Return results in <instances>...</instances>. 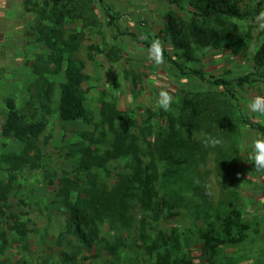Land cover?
Returning <instances> with one entry per match:
<instances>
[{
    "label": "trees",
    "instance_id": "16d2710c",
    "mask_svg": "<svg viewBox=\"0 0 264 264\" xmlns=\"http://www.w3.org/2000/svg\"><path fill=\"white\" fill-rule=\"evenodd\" d=\"M166 1L175 9L164 15L163 25L154 36L140 39L136 33L120 30L117 25L120 15L105 0H96L100 19L94 0H24L25 11L33 13L36 21L34 41L48 53L37 55L28 64L35 79L26 88L28 96L22 107L10 97L3 101L6 112L0 135L18 141L21 149L0 155V163L8 166L5 178L0 180V227L4 220L10 221L12 225L8 228L20 241L30 232L10 212L8 196L23 168L39 169L43 165L45 154L38 140L48 126L49 117L55 113L61 123L79 121L91 125V130L80 132V143L68 146L66 158L74 160L71 170L59 175L45 174L49 185L56 181V195L68 214L66 234L77 242L70 253H62V264L75 260L80 250H86L96 260L106 252L110 256L108 264H119L121 237L119 242L109 243L101 235L100 226L106 224L116 232L130 231L134 205L144 213L135 238L143 254L152 258L153 264H192L189 241L180 230L154 229L150 223L158 225L164 211L187 207L189 192L196 196L203 194L198 184L201 182L198 167L205 164L207 157L212 156L219 169L237 174L241 127L259 128L243 111L234 89L264 81V41L251 56L252 71L234 79L207 76L202 69L187 64L198 62L195 46L245 57L253 40L252 31L248 27L239 32L235 21L259 16L264 0L254 5L248 1L243 6L240 0ZM65 21H78L84 29H97L104 24L116 32L113 39L129 36L146 49L160 53L177 77L198 80L207 89L183 93L180 103H173L167 112L159 108L147 110L142 124L126 111L114 109L112 102L103 96L98 102L99 120L95 121L93 111L84 104L95 78L85 72L83 61L73 59L74 36L65 39ZM153 38L160 42H152ZM166 45L173 50L172 55ZM94 48L98 50L88 47L90 51ZM99 51L114 64L123 56L116 45ZM60 74L64 80L56 85L50 76ZM124 77H132L134 87L139 84L138 77L130 71H125ZM157 116L164 124L156 130L152 121ZM204 132L223 143L205 148ZM122 161L121 169L111 168ZM111 179L113 182L109 184ZM210 210V206L202 210L203 221L196 240L206 261L214 264L220 247H239L246 241L251 224L233 202L215 213ZM64 236L59 235V246L64 244ZM0 239L1 255L7 244L4 231L0 232ZM0 264H6V260H0Z\"/></svg>",
    "mask_w": 264,
    "mask_h": 264
},
{
    "label": "rangeland",
    "instance_id": "374dc122",
    "mask_svg": "<svg viewBox=\"0 0 264 264\" xmlns=\"http://www.w3.org/2000/svg\"><path fill=\"white\" fill-rule=\"evenodd\" d=\"M1 1L0 126L6 112L3 101L10 97L18 107H22L28 96L26 88L35 79L28 64L37 55L48 53L46 48L34 41L36 21L33 13L25 11L24 0H3L4 3ZM94 1L100 19V7ZM240 1L243 6L248 1L254 5L259 0ZM105 3L120 15L117 22L120 30L136 33L140 39H146L148 35L154 36L163 25L164 15L175 9L166 0H105ZM4 12L7 15L3 16ZM235 23L239 32H244L248 27L252 31L253 40L245 57L236 58L213 49H200L195 46L198 62L189 63L187 66L202 69L207 76L228 79L251 72V56L264 41V4L259 16ZM103 25L100 24L97 29H84L78 21L64 22L65 39L74 36L72 41L76 49L72 54L73 59L83 61L85 72L95 78L91 81V89L84 103L86 108L93 111L95 121L99 120L98 102L103 96L112 102L114 109L126 111L132 119L142 124L147 110H158L157 100L161 91H167L174 98L175 104L180 103L185 92L207 89L198 80L177 77L174 68L164 61L160 53L146 49L129 36H117L113 39L116 32ZM152 42L160 41L153 38ZM113 45L118 46L123 55L117 64L110 62L99 51L112 48ZM89 46L98 50L94 48L90 51ZM166 46L172 55L173 50L169 45ZM125 71L138 77L139 84L136 87L132 84V77H124ZM50 78L56 85L64 80L62 74ZM234 94L249 119L259 125L258 129L241 127L237 174L219 169L212 156L207 157L205 164L198 167L201 174V182L198 184L203 194L196 196L189 192L186 194L187 207L164 211L158 225L150 223L154 229L180 230L189 241L188 252L192 264H209L201 254L199 242L196 240L198 227L202 226V210L210 206V212L215 213L228 202H233L243 213L251 224V230L246 241L239 247H220L214 264H264V174L258 173L253 167L255 143L264 135V116L253 113L248 108L257 97H264V81L242 88L236 87ZM152 124L157 130L164 124V120L157 116ZM117 125L120 126L121 122ZM91 129V125L79 121L61 123L55 113L49 117L48 126L38 140V145L45 154L43 165L39 169L23 168L8 196L10 212L18 216L30 232L25 240L20 241L14 231L8 228L12 225L10 221H3L0 232L6 233L7 244L0 260H6V264H62V253H70L72 245L77 243L70 234H66L68 214L56 195V181L54 185H49L45 174L49 172L59 175L63 171L71 170L74 160L66 158L68 146L80 143V132ZM20 149L21 144L18 141L6 140L0 135V155L19 152ZM123 166L122 161L111 165V168L117 171ZM7 167L5 163H0V180L5 178ZM112 182V179L109 180V184ZM132 215L134 221L130 231L116 232L104 224L100 226V233L113 244L119 242L118 238L121 237L119 264H153V259L144 255L142 249L135 244L144 213L134 205ZM149 232L151 233L150 230ZM60 234L65 235L62 246L57 244ZM109 260L110 256L106 252L102 253L101 259L96 260L86 250H80L76 259L67 264H108Z\"/></svg>",
    "mask_w": 264,
    "mask_h": 264
},
{
    "label": "clouds",
    "instance_id": "9594fccd",
    "mask_svg": "<svg viewBox=\"0 0 264 264\" xmlns=\"http://www.w3.org/2000/svg\"><path fill=\"white\" fill-rule=\"evenodd\" d=\"M174 103V98L167 91H161L157 100V106L160 110L169 111ZM248 108L253 113H258L264 116V97H257L253 100ZM223 141L220 138L214 137L209 132L202 133V144L205 148H215L221 145ZM253 167L258 173L264 174V135L257 139L253 152Z\"/></svg>",
    "mask_w": 264,
    "mask_h": 264
},
{
    "label": "crops",
    "instance_id": "0c3cea01",
    "mask_svg": "<svg viewBox=\"0 0 264 264\" xmlns=\"http://www.w3.org/2000/svg\"><path fill=\"white\" fill-rule=\"evenodd\" d=\"M0 1H1V0H0ZM12 2H13V1H12ZM1 3H4V1L2 0ZM13 4H14V3H13ZM13 4H12V5H13ZM0 13H1V12H0ZM5 15H7V13L4 12V15H3V16H5ZM0 16H1V14H0Z\"/></svg>",
    "mask_w": 264,
    "mask_h": 264
}]
</instances>
